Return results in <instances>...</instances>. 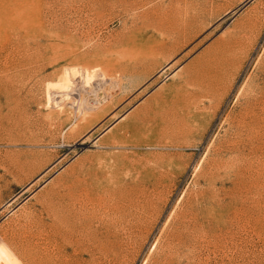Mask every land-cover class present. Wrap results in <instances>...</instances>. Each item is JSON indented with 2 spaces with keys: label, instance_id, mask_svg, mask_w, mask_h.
<instances>
[{
  "label": "rangeland",
  "instance_id": "374dc122",
  "mask_svg": "<svg viewBox=\"0 0 264 264\" xmlns=\"http://www.w3.org/2000/svg\"><path fill=\"white\" fill-rule=\"evenodd\" d=\"M263 91L264 0H0V248L25 214L55 224L68 184H110L142 218L119 264L167 232L174 264H264V123L237 128Z\"/></svg>",
  "mask_w": 264,
  "mask_h": 264
},
{
  "label": "bare ground",
  "instance_id": "6f19581e",
  "mask_svg": "<svg viewBox=\"0 0 264 264\" xmlns=\"http://www.w3.org/2000/svg\"><path fill=\"white\" fill-rule=\"evenodd\" d=\"M68 75H69L68 76L69 79L71 80L70 82L71 84L69 85L70 89L68 88L67 89L70 92H73L74 94H75V89L77 87L76 84L79 85L80 88L82 87L83 89V86L89 85L93 81L92 77H87L83 73H81V70H79V68L72 69V71L68 72ZM244 86L245 85H243V87L241 86L242 87L241 91H243V88L245 89L246 87H248L249 83L245 87ZM210 87L208 88L210 89ZM61 89L62 88L59 86L57 88V92H60ZM253 93H252V96L250 95V97L246 100L248 106H245L246 107L245 116H243L242 119L237 118L239 119L237 121L240 122L237 128H238V132H241L244 130L243 128H246L247 129L246 131L249 134H251L253 137L260 138L262 137L261 131L259 129L255 130L254 127L257 125L259 126V124L261 125L262 123H264V115L262 116L261 114H259L260 112H258L259 109H261L264 104L263 103L264 102V91L260 92L262 94L259 97L257 96V94H253ZM70 106L76 110L79 108L77 112L82 110L81 109L82 105L80 106V103L78 101L77 103L75 102L71 103ZM241 123H243V125H241ZM25 163L26 162L22 163L21 160L19 161L18 159L13 162L15 168H21L24 166ZM215 163L213 164L215 165ZM112 183H115V182L112 181ZM120 185L122 186V184ZM83 186L84 187L78 188L77 185L73 183L67 185L66 187L67 189L66 190V206H65L66 210L64 209L66 212L62 211L65 214H63L58 208H56L58 211L56 210L57 214L55 218L58 219L57 221L58 225L56 224L57 223L56 220L55 221L53 220V222H55L56 225L54 223H52L53 225L50 223L51 225L48 226L45 223L43 217L38 215L39 212L37 211L38 212L37 213L34 211L32 213L31 212L28 213L30 215L25 214L26 216L25 224L22 226V229H24L25 231V234L23 236L21 235L20 237H18L16 234L15 235L13 234L14 235L13 236L12 233L11 234L5 233L6 236L3 239L5 242L3 241L4 244H2V248H0V250H3L5 254L16 251L17 255L15 256L16 258L13 256L16 253L15 252L14 254L11 253L12 255L8 254V256L6 257L5 254L3 253L5 256L4 259L2 258L4 261V264H84V258L82 256L85 253V251L90 253L91 262L90 261L88 262L92 264H119L121 258L124 257L125 255L127 256L126 252H127L129 245L131 243L136 244L139 242L138 240L140 239V237H138L139 239L137 238L138 233L136 237H133V234H134L133 226L136 225L137 223H138L137 224L138 226L139 219H142V218L138 217V219H136V217H133V216L131 218L129 217L127 218V216H125L126 213L124 211V201H123L124 194H123L122 189L115 187V185L111 186L109 184L108 186L99 187L97 188L95 192L90 191V188H89L90 186H85V185ZM124 188H126V186ZM124 190L126 191V189ZM133 190H136V189H133ZM130 191H128L129 194H130ZM144 193L143 194L145 196L148 195L146 190ZM132 194H130V197H132L131 196ZM117 195L119 196L116 198L115 196ZM141 195H140V198L145 197ZM49 198H50L49 201L51 202L53 199L51 197ZM136 199H135V203H136ZM131 200H133V198ZM143 200L145 202L144 198ZM146 201L148 204V200ZM45 202L46 201L43 202V197H42L41 204L43 205V203ZM47 202H48V199H47ZM54 202L55 201L53 200V203H52L53 205L57 204L58 201L56 203ZM47 204L51 206L50 203H47ZM139 204L142 205L143 203H139ZM133 205L135 206V204ZM55 206L57 207V205ZM142 206H144V204ZM51 207H47V208L50 209ZM44 209H46V207ZM51 210H54V209L52 208ZM56 211H52L53 214H55ZM50 213L48 212V215ZM185 217L186 216H184L183 219H185ZM52 229H57V230L51 231ZM119 230L123 234H121ZM166 234L167 235L165 237V240L167 241L168 244L175 245V248H172V245H168L167 246L169 247L168 249L166 250L162 249L160 245L162 242H165V241H162L161 243H159L161 240H159L158 242L157 240L158 237H157L155 239L156 242H154L153 244L154 246L153 245L152 246H153V250L156 251L155 254H158L157 252H159L158 251L159 248L163 250V251L161 250L162 253H160V255L162 254V257L159 256V258H157L158 257L157 256L154 259H151V257L153 258L151 254H153L154 252L152 253L151 251L150 253L149 251L150 254L149 255L146 254L147 256L144 258V262H143L144 264H174V262H176L174 261L173 258H170L172 257L171 253L172 251L176 253V251L180 250L181 246L185 244V242L187 241L185 240L187 235L183 237V233H180V232L178 233L173 232L172 234L167 232ZM160 235H163V234H160Z\"/></svg>",
  "mask_w": 264,
  "mask_h": 264
}]
</instances>
